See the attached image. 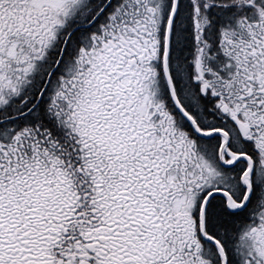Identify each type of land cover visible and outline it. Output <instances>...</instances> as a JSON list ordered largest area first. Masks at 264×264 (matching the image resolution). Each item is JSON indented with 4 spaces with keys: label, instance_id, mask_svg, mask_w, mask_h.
I'll list each match as a JSON object with an SVG mask.
<instances>
[{
    "label": "snow or ice",
    "instance_id": "obj_1",
    "mask_svg": "<svg viewBox=\"0 0 264 264\" xmlns=\"http://www.w3.org/2000/svg\"><path fill=\"white\" fill-rule=\"evenodd\" d=\"M0 264H264V0H0Z\"/></svg>",
    "mask_w": 264,
    "mask_h": 264
}]
</instances>
